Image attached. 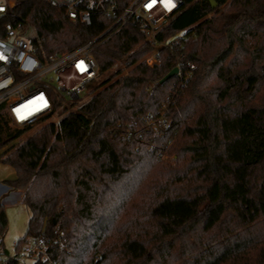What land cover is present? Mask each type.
<instances>
[{
    "label": "trees",
    "instance_id": "trees-1",
    "mask_svg": "<svg viewBox=\"0 0 264 264\" xmlns=\"http://www.w3.org/2000/svg\"><path fill=\"white\" fill-rule=\"evenodd\" d=\"M213 1L181 0L158 44L140 34L125 56L117 54L135 37L127 27L113 34L91 51L98 76L119 61L126 71L59 101L58 122L24 140L29 128L12 126L0 107V163L15 173L3 184L29 211L18 247L42 238L56 264H264V0ZM13 2L0 34L12 25L40 60L110 24L97 29L39 0ZM132 2L91 0L89 9ZM154 52L159 62L149 67ZM179 63L194 66L190 78L160 84ZM158 111L169 128L153 135L143 118ZM6 226L0 204L1 237Z\"/></svg>",
    "mask_w": 264,
    "mask_h": 264
},
{
    "label": "built area",
    "instance_id": "built-area-1",
    "mask_svg": "<svg viewBox=\"0 0 264 264\" xmlns=\"http://www.w3.org/2000/svg\"><path fill=\"white\" fill-rule=\"evenodd\" d=\"M39 1L53 8H62L68 19L86 26L93 25L100 29L106 21L110 24L87 44L52 54L44 60L36 57L28 41L20 37L12 25L2 27L0 54L6 59L0 60V107L6 111L12 126L29 130L51 122L56 116L59 101L71 103L79 100L88 92V86L96 82L98 68L91 55L92 50L101 49L105 40L125 27L135 37V42L129 51L117 55L125 56L131 52L140 34L158 44L155 37L159 31L160 18L173 14L181 6V0H171L172 7H166L165 0H133L121 10L110 8L93 12L89 9L91 0H87L90 2L86 6L88 8H82L86 0ZM12 2L0 0V17L13 6ZM159 45L167 46V43ZM144 62L149 67L158 64L157 52L148 55ZM81 64L83 70L78 67ZM128 65L127 61H119V71L125 70ZM175 68L178 70L176 77L183 82L190 78L194 66L179 63ZM142 128L147 132L163 134L169 128V122L164 112L158 111L143 118ZM47 252L48 245L42 238L26 239L19 247L15 242L13 250L8 252L0 236V264H33L38 260L43 264H56L49 259Z\"/></svg>",
    "mask_w": 264,
    "mask_h": 264
},
{
    "label": "rangeland",
    "instance_id": "rangeland-1",
    "mask_svg": "<svg viewBox=\"0 0 264 264\" xmlns=\"http://www.w3.org/2000/svg\"><path fill=\"white\" fill-rule=\"evenodd\" d=\"M14 4V2H12ZM166 22L164 18H160V26L159 29L162 26H165ZM102 48V47H101ZM119 62L117 64H115L111 70H109L108 72H106L105 74H103L102 76H98L97 80H96V84L102 82L103 80H105L107 77H109L111 74H113L115 71H119ZM123 72L126 71L122 70ZM92 85L88 86L89 89L91 88ZM86 95V94H85ZM84 95V96H85ZM60 119L59 116V110H57L56 116L51 120L52 123H57L58 120ZM49 123L45 122L42 123L38 126H36L35 128L29 130L23 137L22 140H24L28 135L32 134L33 132H35L37 129H39L41 126H43L44 124ZM19 128V127H16ZM20 129V128H19ZM153 135L155 133H152ZM156 135V134H155ZM171 141V140H169ZM149 142V143H148ZM151 140H147V145L151 148L152 146H154V142ZM171 144V143H170ZM167 143V145H170ZM165 156H161L159 157V159H165ZM174 161L173 156L168 157L167 162L168 164H172ZM12 168L7 166V165H3L0 163V183L2 184L4 181L8 180L11 175H12ZM17 191H13V190H8V192H6L2 199L0 204H2L3 201H6V205H4V211H5V215H6V221H7V226H6V231L4 233L3 236V247L6 251L11 252L13 250V244L19 239L22 238L25 234L26 231V226H27V221L29 218V211L20 203V199L17 198ZM29 239V238H27Z\"/></svg>",
    "mask_w": 264,
    "mask_h": 264
},
{
    "label": "crops",
    "instance_id": "crops-1",
    "mask_svg": "<svg viewBox=\"0 0 264 264\" xmlns=\"http://www.w3.org/2000/svg\"><path fill=\"white\" fill-rule=\"evenodd\" d=\"M12 171H13V169H12ZM14 178H15V173L13 171L11 177L8 180H12ZM8 190H10L9 187L5 186L3 183L2 184L0 183V202H1L3 195L6 192H8ZM21 195H22L21 192H18L16 197L21 200ZM6 204H8V203H6V201H3L1 205L4 207V205H6Z\"/></svg>",
    "mask_w": 264,
    "mask_h": 264
},
{
    "label": "water",
    "instance_id": "water-1",
    "mask_svg": "<svg viewBox=\"0 0 264 264\" xmlns=\"http://www.w3.org/2000/svg\"><path fill=\"white\" fill-rule=\"evenodd\" d=\"M211 8H214L216 6V3L213 0H209ZM177 68H173L167 75H165L161 80H160V84L165 83L166 81L172 79L173 77H175L177 75Z\"/></svg>",
    "mask_w": 264,
    "mask_h": 264
},
{
    "label": "snow or ice",
    "instance_id": "snow-or-ice-1",
    "mask_svg": "<svg viewBox=\"0 0 264 264\" xmlns=\"http://www.w3.org/2000/svg\"><path fill=\"white\" fill-rule=\"evenodd\" d=\"M154 2H155V0H154ZM165 6L166 7H172L174 5H172L171 0H165ZM2 59H6V57H4L2 54H0V60H2ZM78 67H80L83 70V65L82 64L78 65ZM17 111H18V114H19V110H17ZM21 118H23V117H21Z\"/></svg>",
    "mask_w": 264,
    "mask_h": 264
}]
</instances>
